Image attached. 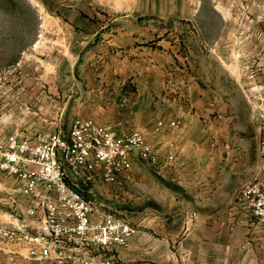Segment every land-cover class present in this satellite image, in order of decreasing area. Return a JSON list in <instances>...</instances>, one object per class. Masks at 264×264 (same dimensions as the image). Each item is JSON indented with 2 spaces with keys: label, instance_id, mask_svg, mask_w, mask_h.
Returning <instances> with one entry per match:
<instances>
[{
  "label": "rangeland",
  "instance_id": "374dc122",
  "mask_svg": "<svg viewBox=\"0 0 264 264\" xmlns=\"http://www.w3.org/2000/svg\"><path fill=\"white\" fill-rule=\"evenodd\" d=\"M160 2L0 0V147L11 135L37 142L61 125L68 131L78 117H111L117 107L96 89L111 77L103 73L104 56L117 49L109 39L129 32L145 45L180 54L177 65H186L205 87L213 104L203 124L210 134L209 152H201L198 160L209 164L217 209L234 203L239 189L259 171L264 0H188L195 10L192 21L144 14ZM115 90L114 101L121 104L134 88L120 83ZM85 196H96L95 203L111 213L128 205L121 192L117 198L96 191ZM30 206L18 181L0 171V264H26L22 240L40 225L29 215Z\"/></svg>",
  "mask_w": 264,
  "mask_h": 264
},
{
  "label": "crops",
  "instance_id": "0c3cea01",
  "mask_svg": "<svg viewBox=\"0 0 264 264\" xmlns=\"http://www.w3.org/2000/svg\"><path fill=\"white\" fill-rule=\"evenodd\" d=\"M163 1L145 9L144 14L193 20L195 10L188 0ZM116 36L108 43L117 49L104 56L107 66L103 73L111 74V82L98 85L96 92L111 97L110 105L117 109L100 120L83 118L111 126L120 134L142 133L160 162L138 160L114 183L106 181L101 169L77 175L67 167L68 183L84 196L96 191L105 198H117L120 192L128 197L126 210L112 214L128 220L138 232L127 247L113 249L110 257L123 264H264V225L232 202L217 209L209 164L198 160L201 152H209L210 134L203 124L213 104L205 87L186 65H177L181 55L169 47L153 48L129 32ZM120 83L122 88L132 83L134 90L116 104L115 87ZM184 104L190 108L184 109ZM160 122L164 124L161 128ZM171 156L173 160H169ZM100 185H110V192ZM85 197L94 203L98 200Z\"/></svg>",
  "mask_w": 264,
  "mask_h": 264
},
{
  "label": "built area",
  "instance_id": "2783aa9c",
  "mask_svg": "<svg viewBox=\"0 0 264 264\" xmlns=\"http://www.w3.org/2000/svg\"><path fill=\"white\" fill-rule=\"evenodd\" d=\"M258 120L259 171L239 189L234 204L264 225V106ZM163 125L158 124L160 128ZM138 160L160 162L142 133L120 134L89 118L78 117L68 131L61 125L37 142L11 135L0 147V171L18 181L20 191L31 201L29 215L40 221L36 233L22 240L25 263L123 264L110 254L113 249L127 247L138 229L128 220L102 211L69 184L66 169L77 175L101 169L106 181L114 183Z\"/></svg>",
  "mask_w": 264,
  "mask_h": 264
}]
</instances>
